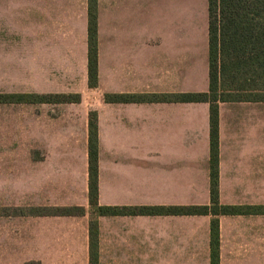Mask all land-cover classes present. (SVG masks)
I'll list each match as a JSON object with an SVG mask.
<instances>
[{
  "label": "crops",
  "instance_id": "crops-1",
  "mask_svg": "<svg viewBox=\"0 0 264 264\" xmlns=\"http://www.w3.org/2000/svg\"><path fill=\"white\" fill-rule=\"evenodd\" d=\"M167 1L186 3L187 14L168 19ZM209 71V0H0V95H81L50 135V208L83 210L38 214L39 105L0 103V264H92V247L96 264H212L214 219L218 264H264V102L218 107L219 202L239 212L102 216L90 205L91 112L99 207L211 205L210 104L173 99L208 93ZM39 78L68 82L41 90Z\"/></svg>",
  "mask_w": 264,
  "mask_h": 264
},
{
  "label": "trees",
  "instance_id": "trees-1",
  "mask_svg": "<svg viewBox=\"0 0 264 264\" xmlns=\"http://www.w3.org/2000/svg\"><path fill=\"white\" fill-rule=\"evenodd\" d=\"M97 22L90 11L89 22V77L88 85L98 84L96 60ZM209 91L182 94L173 99L182 102L210 104L211 138V205L181 208H112L98 206V138L96 114L89 117V194L90 205L102 216L145 214L212 215L218 217L238 209L224 207L219 202L218 190V125L219 103L227 101L264 102V0H209ZM134 100V97H131ZM159 99V98H155ZM164 99V98H162ZM111 96H106L110 101ZM80 95H0V103L78 104ZM39 215L71 216L83 213L79 208L38 210ZM92 225V234H93ZM219 223L211 224L212 264L219 262ZM92 247L91 263L96 264Z\"/></svg>",
  "mask_w": 264,
  "mask_h": 264
},
{
  "label": "rangeland",
  "instance_id": "rangeland-1",
  "mask_svg": "<svg viewBox=\"0 0 264 264\" xmlns=\"http://www.w3.org/2000/svg\"><path fill=\"white\" fill-rule=\"evenodd\" d=\"M189 6L186 3H173L167 1L161 8V13H164L168 19H171V15L175 14V17L179 15L187 14ZM79 78H70V86L78 83ZM68 78H39V88L41 90L49 91H59L63 88H66ZM47 88V89H46ZM52 95H79V94H62L54 93H44L39 94L40 96H50ZM33 96V95H30ZM107 96V95H106ZM105 96V100H106ZM81 97V95H80ZM82 99V98H81ZM39 105V141L32 143L33 148V160L38 161L40 165V180H39V200H40V209L50 211V149L58 145V140L51 139L50 135L54 136L55 133L59 132V129L65 124L63 118L67 112V108L64 105L66 104H50V103H32ZM68 104V103H67ZM74 104V103H72ZM79 104V103H78ZM63 115V118H62ZM57 144V145H56ZM42 203L44 205H42ZM94 209V208H93ZM95 210V209H94ZM33 212L35 210L33 209Z\"/></svg>",
  "mask_w": 264,
  "mask_h": 264
}]
</instances>
